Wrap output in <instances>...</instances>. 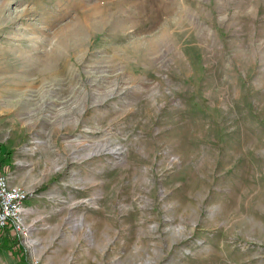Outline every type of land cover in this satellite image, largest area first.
I'll return each mask as SVG.
<instances>
[{
    "label": "rangeland",
    "instance_id": "rangeland-1",
    "mask_svg": "<svg viewBox=\"0 0 264 264\" xmlns=\"http://www.w3.org/2000/svg\"><path fill=\"white\" fill-rule=\"evenodd\" d=\"M0 143V264H264V0H0Z\"/></svg>",
    "mask_w": 264,
    "mask_h": 264
},
{
    "label": "built area",
    "instance_id": "built-area-1",
    "mask_svg": "<svg viewBox=\"0 0 264 264\" xmlns=\"http://www.w3.org/2000/svg\"><path fill=\"white\" fill-rule=\"evenodd\" d=\"M32 195V190L11 184L7 174L0 175V230L10 222L15 233L26 234V202Z\"/></svg>",
    "mask_w": 264,
    "mask_h": 264
},
{
    "label": "trees",
    "instance_id": "trees-1",
    "mask_svg": "<svg viewBox=\"0 0 264 264\" xmlns=\"http://www.w3.org/2000/svg\"><path fill=\"white\" fill-rule=\"evenodd\" d=\"M12 153L13 152L9 147L4 145L3 143H0V175L4 173L7 174V172L13 167ZM40 189L41 187L37 188L36 190ZM0 232V236H2V244H19L18 240H16V237H14L17 234L12 229V225L10 222L9 226H7L4 230H0Z\"/></svg>",
    "mask_w": 264,
    "mask_h": 264
},
{
    "label": "crops",
    "instance_id": "crops-1",
    "mask_svg": "<svg viewBox=\"0 0 264 264\" xmlns=\"http://www.w3.org/2000/svg\"><path fill=\"white\" fill-rule=\"evenodd\" d=\"M8 178H9V171L7 172Z\"/></svg>",
    "mask_w": 264,
    "mask_h": 264
}]
</instances>
